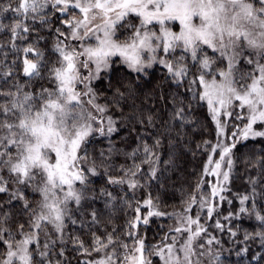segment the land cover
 <instances>
[{
  "label": "snow or ice",
  "instance_id": "6c2138e0",
  "mask_svg": "<svg viewBox=\"0 0 264 264\" xmlns=\"http://www.w3.org/2000/svg\"><path fill=\"white\" fill-rule=\"evenodd\" d=\"M7 12L13 14L12 23L0 22V32L9 37L7 44L0 43V196L6 197L0 199V264H64L60 257L68 245L92 257L81 264H154L153 257L160 264H199L193 257L203 255L197 252L204 247L198 241L207 228L199 213H187L198 204L212 218L213 198L225 199L221 193L227 190L236 143L208 148L211 142H203L206 151L219 157L213 160L210 154L203 168L202 175L217 177L210 196L189 195L185 214L170 229L179 238L166 234L153 245L133 231L147 226L151 217L168 215L151 195L137 201L127 230H93L100 218L92 203L103 199L114 210L118 197L107 186H91V177L100 175L115 148L102 151L98 164L89 156V146L95 138L110 139L119 131L110 107H122L120 102L154 66L165 71L178 96L181 87L190 94L187 104L171 98L162 135L193 123L196 102L206 105L218 138L227 127L221 117L244 120L232 137H264V0H8L0 4V16ZM42 30L54 37L50 48L42 43ZM117 65L129 75L113 83ZM98 81L106 82L111 101L100 102ZM130 119L145 131L156 126L152 114ZM132 131L141 141L126 153L132 165L121 168L120 177L107 176L106 185L144 187L143 164L148 165V179H159L160 136L149 145L138 129ZM249 200L248 195L240 198L239 212L254 215L264 226V214L255 204L245 207ZM124 204L132 207L127 200ZM17 205L26 219L12 223ZM215 226L224 227L218 220ZM85 229L89 241L82 238ZM253 238L264 242V231L244 236Z\"/></svg>",
  "mask_w": 264,
  "mask_h": 264
},
{
  "label": "trees",
  "instance_id": "16d2710c",
  "mask_svg": "<svg viewBox=\"0 0 264 264\" xmlns=\"http://www.w3.org/2000/svg\"><path fill=\"white\" fill-rule=\"evenodd\" d=\"M7 3L8 0H0V4ZM12 16L11 12L4 13L0 16V22L11 24ZM52 19L56 26H60L56 20V14H53ZM42 31L46 35V41L42 43L50 48L54 37L46 30ZM8 38L6 32H0V43L7 44ZM149 71V77L137 81L140 87L131 96L120 102L122 107L114 105L110 107L109 114L117 121L119 131L113 134L110 139L97 137L92 140L89 146V156L95 158L98 164H100L102 151L107 152L110 146L115 148V151L105 160V166L99 168L100 175L91 177V186L94 189L99 190L107 186L118 197L114 210L106 207L103 199H97L92 203V207L97 210L100 218V223L93 230H98L99 234L105 230L110 231L112 227H116L118 231L127 230L128 221L135 215L132 209L137 206V201L142 202L149 195L159 204L160 211L177 215L184 212L187 207L185 201L189 195L200 197V191L207 194L209 180L202 173L210 152L205 150L203 142H211L206 146L208 148L216 144L218 140L216 125L212 121L206 105L193 102L191 108L193 123L182 128L175 127L174 131L162 135L164 126L161 121L169 120L172 112L171 98L173 96H177V99L183 98L187 104L190 94L181 87L179 93L182 95L178 96L177 86L166 79V73L160 67L155 66ZM128 75L127 69L117 65V70L111 74V79L115 83L118 79L126 78ZM95 83L97 90L101 93L100 102L111 101L112 95L105 87L106 82ZM140 113H143L145 117L152 114L156 126L149 127L145 131L143 125L130 119L139 117ZM231 122L239 125V121L234 117L228 118L225 123L229 135ZM129 129H138L144 141L149 145L154 143L157 136H160L162 140V146L157 149L162 162L161 170L158 172L159 179H148V165L143 164L141 165L143 171L140 174V179L144 187L137 190H129L126 185H106L107 176L120 177L122 175L121 168L132 165V160L126 156V153L137 148L141 141L137 139V132L130 133ZM233 153L234 164L230 172V179L224 186L227 190L222 193L225 199L220 200V205L217 206L219 211L215 215L214 212L212 218L206 223L207 233L203 234L205 237L203 239L206 241L213 237L214 240L217 238L220 240L219 245L216 243L214 245L223 254L213 256L212 264H264V242L258 238L244 240L246 233L254 235L264 231V226H261L254 215L249 216L239 212L240 198L248 195L250 200L245 207L254 203L256 211L264 214V137L249 138L236 143ZM142 156L141 152L137 156V163L140 162ZM214 157L216 158L217 155L215 154ZM169 160L172 163H164ZM105 167H107V175H105ZM198 184H200L199 190H197ZM28 196L33 198L35 195L28 192ZM5 198L0 196V199ZM125 200L132 205L131 208L125 206ZM145 211L146 209L142 208V212ZM225 217L229 218L225 219ZM23 219L26 217L20 213L19 205H17L12 223ZM201 220L204 221L203 218ZM217 220L224 226L223 230L216 228ZM172 226L173 218L171 217L152 218L147 226L141 224L137 230L133 231H139L141 235L146 236V243L153 245L159 244L166 234L170 235ZM232 232H235L236 235L233 236ZM84 233L82 238L89 241L90 236L87 235V229L84 230ZM122 238L127 239V237ZM57 251H59L58 248ZM60 259L64 261V264H81V261L92 259V257L83 256L73 250L71 245H68L65 248L64 257H60Z\"/></svg>",
  "mask_w": 264,
  "mask_h": 264
},
{
  "label": "rangeland",
  "instance_id": "374dc122",
  "mask_svg": "<svg viewBox=\"0 0 264 264\" xmlns=\"http://www.w3.org/2000/svg\"><path fill=\"white\" fill-rule=\"evenodd\" d=\"M133 19V18H132ZM121 31H123V30H121ZM155 67V66H154ZM158 67H160V66H158ZM245 67H247V66H245ZM235 118V117H234ZM221 120L223 121V122H225V121H227L228 120V117H221ZM237 121H239V125H237V123H233V122H231L230 123V127H231V131H230V135H229V133L226 131V129H225V136L224 137H219L218 138V140H217V142L216 143H218V142H223V143H226V144H232V143H238V142H242V141H244L245 139H242L241 137H239V136H237V137H232V135H231V133L233 132V131H238L242 126H243V124H244V120H242V119H237ZM257 127L258 128H260V126L259 125H257ZM261 130H264V128H261ZM257 138V137H256ZM215 145V144H214ZM219 151V150H218ZM212 156H214L215 154H212V153H210ZM209 154V155H210ZM219 159V157H218V155H217V157L215 158H213V160H218ZM224 170H228L227 168H225ZM231 172V171H230ZM207 178H208V180H209V184H208V187H207V194H205V193H202V191H200L201 193H200V195L201 194H205L204 196H206V197H208V196H210V193H211V189H212V186L216 183V181H217V177H213V176H211V175H208L207 176ZM225 186V185H224ZM29 193H31V194H34V193H32L31 191H29ZM35 195V194H34ZM221 195H222V193H221ZM198 199H199V197H198ZM220 199H219V197H215V198H213V203L215 204V213H214V215L219 211V207H217V206H219L220 205ZM146 212H147V209H146V211L144 212V214H146ZM196 213H199L200 214V220H201V218H203L204 219V221L203 220H201V223H203L204 224V226L206 225V223L208 222V218H207V216H206V209L205 210H201L200 209V207H199V205L197 204V205H195L193 208H192V211L190 212V213H187V215H192V216H195L196 215ZM168 215H166V216H161V217H151L150 219H152V218H167V217H171V218H173V226H172V228L173 227H175L176 225H177V223H178V218H179V216L180 215H183V214H185L184 212H182V213H180V214H177V215H175V214H173V213H167ZM202 215H204V216H202ZM143 225V224H142ZM171 235H177L178 236V238H179V234H176V233H171L169 236H171ZM203 234H202V237H201V239L198 241V244L199 243H202L203 245H204V247H203V249H200L199 247L197 248V252L198 253H200V252H203V255H199V256H197V257H193V260L195 261V260H199V264H212V262H213V260H212V257L213 256H218V255H222L223 253H222V251H220V250H218V249H216L215 248V245H214V243H216V244H220V240L217 238L216 240H214L213 239V244L211 243V244H208L207 243V240L205 241L204 239H203ZM205 238V237H204ZM213 238V237H212ZM43 239V238H42ZM170 242V241H169ZM217 247V246H216ZM153 260H154V264H160V261H159V258L158 257H153Z\"/></svg>",
  "mask_w": 264,
  "mask_h": 264
}]
</instances>
